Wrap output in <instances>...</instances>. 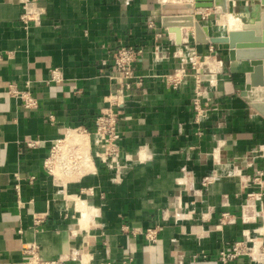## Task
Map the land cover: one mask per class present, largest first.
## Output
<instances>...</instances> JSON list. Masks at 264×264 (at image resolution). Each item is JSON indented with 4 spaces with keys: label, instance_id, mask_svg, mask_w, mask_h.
Instances as JSON below:
<instances>
[{
    "label": "crops",
    "instance_id": "crops-1",
    "mask_svg": "<svg viewBox=\"0 0 264 264\" xmlns=\"http://www.w3.org/2000/svg\"><path fill=\"white\" fill-rule=\"evenodd\" d=\"M24 1L0 0V264H28L23 249L32 242L44 258L71 257L69 264H217L221 250L249 235L264 245V115L242 95L253 65L231 60L227 44L197 43L192 26L167 23L194 15L210 37L224 36L229 28L219 17L226 27L219 31L207 11L222 6L212 0L192 12L194 0H36L39 18L24 23ZM225 2L227 10L243 2L264 9L260 0ZM165 3L178 5L165 14ZM128 46L142 50L136 68L146 74L132 89L114 68V53ZM193 51L213 78L201 71L198 84L189 73ZM198 86L206 106L199 119ZM114 94L122 96L115 106L122 137L109 166L95 126ZM74 129L87 133L88 145L68 142L90 151L93 164L57 163L56 174L59 144ZM156 224L154 243L129 233ZM257 252L228 264H264Z\"/></svg>",
    "mask_w": 264,
    "mask_h": 264
},
{
    "label": "built area",
    "instance_id": "built-area-1",
    "mask_svg": "<svg viewBox=\"0 0 264 264\" xmlns=\"http://www.w3.org/2000/svg\"><path fill=\"white\" fill-rule=\"evenodd\" d=\"M24 14L22 15V20L24 23H28L30 20L36 17V19L40 16V9L37 5L36 0H25L24 1ZM152 26V24L150 25ZM142 52L141 49H136L132 46L121 47L114 53V68L118 72V79L121 83L125 85L127 89H132L136 87H141L146 74L139 73L136 68V62L138 60V54ZM192 56L190 58L193 61L194 68L196 69L195 73H193V77L196 82L199 84L201 81V71L204 70V66L198 64L196 67L197 61L195 58H199L196 52L191 53ZM183 60H185L183 58ZM191 63V62H190ZM178 74L176 70L175 75ZM53 78L59 80L60 76L57 70L53 71ZM169 78V77H168ZM173 84L176 86L178 84V80H172ZM11 93L14 95H19L24 99V103L27 107L36 106V100L28 94V92L20 91L18 89H12ZM203 95V91L200 86L197 87L194 105L197 112V119L201 118L205 114V110L203 109L201 96ZM120 95H111L107 98L110 102V106L104 107L101 109L100 113L96 119L95 126V135H96V143L100 147L98 151L99 157L109 166H113L117 163V159L120 155V145L119 142L121 140V131L118 128V111L115 108L117 103L120 100ZM99 136V138H98ZM264 156V150L262 151ZM48 170H51L48 168ZM259 175H262L260 172ZM256 180V179H255ZM260 194H256V198H258ZM227 215H223L222 222L227 221ZM41 217H37L35 222L39 223L41 221ZM128 230V228H125ZM142 232L145 236L146 240L149 243H154L159 239V234L162 231V226L160 224H156L154 226L148 227L144 230H129V233L134 235L135 233ZM24 253L27 254L28 264H69V260L71 257L59 256L56 258L47 259L44 258L40 252V247L37 243H28L24 246ZM259 254L264 253V245L261 244L259 246ZM258 252H255L254 244L252 240L247 238L241 241H236L232 245L227 248H224L219 253V262L217 264H228L230 261L236 259L239 256H249L252 259L256 258ZM202 257L200 254H196L195 258ZM175 264H184L182 259H178Z\"/></svg>",
    "mask_w": 264,
    "mask_h": 264
},
{
    "label": "water",
    "instance_id": "water-1",
    "mask_svg": "<svg viewBox=\"0 0 264 264\" xmlns=\"http://www.w3.org/2000/svg\"><path fill=\"white\" fill-rule=\"evenodd\" d=\"M212 0H194L191 4V10L199 7L212 6ZM264 5V0H260ZM216 3L222 6L226 11L225 0H216ZM178 4L165 3L162 10L165 14L170 12L172 6ZM187 10V7H185ZM185 12H188L185 11ZM168 24L192 26L194 28V37L199 44H227L228 55L231 60H247L253 65V70L246 74V85L242 91L244 99L249 102L258 112L264 115V9L260 18L247 22L240 29L229 30L224 36H209L208 27L203 25L194 15H187L184 18H178L174 21H167ZM203 78H213L214 74L204 73ZM220 135H215V162L220 161Z\"/></svg>",
    "mask_w": 264,
    "mask_h": 264
},
{
    "label": "bare ground",
    "instance_id": "bare-ground-1",
    "mask_svg": "<svg viewBox=\"0 0 264 264\" xmlns=\"http://www.w3.org/2000/svg\"><path fill=\"white\" fill-rule=\"evenodd\" d=\"M165 1H168V0H165ZM253 6L256 8L257 11L260 10L262 12L263 7H262L261 4L253 2ZM219 8H220V11H221V7H219ZM227 11H225V12H227ZM253 20H254V17H251L249 15L248 11L246 9H244L242 11L230 10L229 12L224 13L223 15H221L218 22H219V24L224 25L227 28H229V30H234V29H240L243 24H245L247 22H250V21H253ZM210 62H211V60H210ZM203 63L204 62L201 63V66H203ZM80 133H81V131L79 132V130L77 131V130L74 129V131H71L68 134V136L66 135L68 138H66V136H65L66 139L64 138L60 142V144H59V154L60 153H65V154H64L63 158H61V159L59 158V154L57 156V162L53 166V170H54V172H56V174L59 173V172L57 173V170H59L58 169L59 166L57 167V170L55 168L57 163H60L61 166H63V168L66 169V168L71 167V166H73L74 168L78 167V166L85 167L86 165L91 163L90 161H93L92 157H91V154H90V151H89V153H85V152H83L82 147H81L80 144L76 143V144L72 145V143L70 144L68 142V140L69 141H79V142H82V143L85 141L84 142L85 145H88V137H86V136L84 137V135L87 134V133L83 132V133H85V134H83V136L79 135ZM98 138H99V136H98ZM69 150H71L70 152H71L72 156H75L77 158L74 161L71 160L70 157H69V154H68ZM49 163H51V161ZM74 163H76L77 165H74ZM92 164L93 163H91V165ZM80 206H81V209L83 210L84 217H87V210H86L85 203L83 201H80ZM257 244H259V242ZM254 249H255V252L258 251V250H256L255 247H254Z\"/></svg>",
    "mask_w": 264,
    "mask_h": 264
},
{
    "label": "rangeland",
    "instance_id": "rangeland-1",
    "mask_svg": "<svg viewBox=\"0 0 264 264\" xmlns=\"http://www.w3.org/2000/svg\"><path fill=\"white\" fill-rule=\"evenodd\" d=\"M243 4L244 5H239V4H237L234 8H232L231 10H236V11H241V10H243L245 7V9L248 11V13H249V15L251 16V17H254V20H256V19H258V18H260V15H261V11L259 10V11H257L256 10V8L253 6V5H248V3H244L243 2ZM208 12H210L211 14H210V21H213L214 23H215V27H217V28H219V31H221V32H224V30H226V27H224V26H219L218 24H217V19L222 15V13H227V12H229L230 10H228L227 12H222V13H219V12H216V11H210V10H207ZM221 14V15H220ZM200 55V54H199ZM211 59V58H210ZM194 60H196L197 61V63H196V67H198V64H201L202 62H204L205 61V58L203 57V58H195L194 57ZM190 70H189V73H191V74H193V73H195V71H196V69H193L194 68V65H193V61H191L190 60ZM205 65V66H204ZM203 68H204V70H206V64H205V62L203 63ZM204 108V110H205V113H206V106H203ZM208 107V106H207ZM262 153V152H261ZM260 154V153H259ZM249 237H250V239L252 240V243L254 244V247H255V245H258V246H260V241H259V239L257 238V239H255L254 238V236H250L249 235ZM255 239V240H254ZM259 242V244H257ZM258 250H259V247H258Z\"/></svg>",
    "mask_w": 264,
    "mask_h": 264
}]
</instances>
